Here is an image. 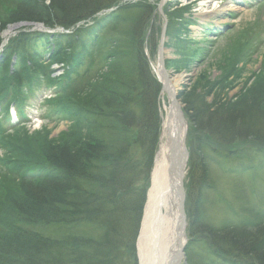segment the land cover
I'll return each mask as SVG.
<instances>
[{
	"label": "rangeland",
	"instance_id": "rangeland-1",
	"mask_svg": "<svg viewBox=\"0 0 264 264\" xmlns=\"http://www.w3.org/2000/svg\"><path fill=\"white\" fill-rule=\"evenodd\" d=\"M18 1L0 0V24L6 27L0 34V161L9 160L10 163V166L0 167V202H7L11 196L16 198L14 192L18 191L20 185L17 172L23 175L29 166L36 165L25 163V160L40 158L48 146L73 142L81 134L92 135L95 139L119 138L115 145L121 149L132 142L134 137L125 136L111 119H105V116L77 117L72 111H80V108L103 109L104 104L109 105L105 100L112 98V94L114 97L127 94L129 71L138 62V50H135L137 38L133 36V27L142 19V10L146 9L142 4H145L151 7L152 13L146 25L148 27L143 29L142 54L151 80L155 79L156 84L153 65L157 61V52H153L152 43L157 41V47L166 22L164 70L168 78L181 80L176 90V101L182 111L187 102L204 114L202 124L196 121L195 126L188 125L185 137L188 158L183 208L187 242L183 247L182 264H227L218 258L215 248L208 247L210 240L207 236L195 232V223L190 218L194 183L189 186V175L192 174L193 181L197 179L196 170L192 172L197 161L203 159L206 162L209 186L202 192L199 202L201 211L198 216L201 219L197 218L200 224L213 230L254 228L257 224H264V141L250 140L248 144L239 141L224 145L214 137L216 130L212 128L214 131H211L207 126L208 121L212 126L213 119L227 110H233L238 115L251 107L258 118L247 125L251 127L250 130L264 133V0H165L163 17L156 1L121 0L93 19L69 29L57 26L47 29L42 23L8 21L9 10ZM230 4H234L235 9L228 10ZM100 18L99 21L104 22L101 25L98 23ZM13 26L14 29L9 32ZM45 29L65 33L59 32L60 36L56 39L43 33ZM20 33L30 39L12 50L9 43ZM65 50L68 58L58 64ZM26 55L33 58L32 64L25 60ZM12 73L21 75L22 84L12 81ZM65 73L69 76L66 74L68 77H65ZM51 79L54 83H51ZM157 83L160 92L162 85ZM109 89L112 92L103 94ZM160 94L158 102H155L158 134L163 105ZM51 100H54L52 104L47 103ZM164 102L169 105L166 96ZM56 106L59 111L54 113ZM15 113L17 120L13 122L11 119ZM17 121L18 124H14ZM204 128H207L206 131L201 130ZM159 137L160 134L148 164L145 159H139L142 152L132 145L136 155L133 163L140 167L147 166L145 175L139 177L135 187H142L146 178L147 191L149 189ZM231 148L233 155L228 156L227 151ZM80 186L86 192H104L99 191L92 181H81ZM2 212L0 208V218L3 217L0 228L11 222L7 218L8 213ZM36 230L59 241L74 236L98 240L101 234L96 225L86 222ZM125 258L126 262L127 253ZM234 258L238 259L234 260V264H254L247 258Z\"/></svg>",
	"mask_w": 264,
	"mask_h": 264
},
{
	"label": "trees",
	"instance_id": "trees-1",
	"mask_svg": "<svg viewBox=\"0 0 264 264\" xmlns=\"http://www.w3.org/2000/svg\"><path fill=\"white\" fill-rule=\"evenodd\" d=\"M120 1L19 0V3L9 10L7 20L42 23L47 29L54 26L69 29L78 23L93 19L99 13L107 11V7ZM153 1L158 3L159 0ZM142 7L146 8L142 10V19L133 27V36L137 38L135 50H138V62L132 65L129 71L127 94L115 97L112 94V98L105 100L109 105L104 104L103 109L80 108V111H72L77 117L105 116V119H111L125 136L134 137L132 142L126 143L121 149L115 145L119 138L95 139L92 135L88 137L87 134H81L79 138L73 137L76 138L73 142L48 146L37 161L26 159L25 163L36 165L29 166L23 172L24 176L17 172L20 177V190L14 192L16 198L11 196L7 202H0L3 203L0 205L4 211L2 213H8L7 218L11 221L7 222L4 228H0V264H138L135 240L147 192L146 178L142 187L135 185L139 177L145 175L147 166L140 167L133 163L136 156L133 146L142 152L139 159H145L147 164L151 162L159 135L155 102H158L160 94L159 85L157 81L154 83L155 79L151 80L142 54L143 29L148 27L146 25L152 13L150 6L142 4ZM98 23L101 25L104 22ZM5 28L4 24H0V34ZM59 34L53 36L56 38ZM27 39L30 38L24 33L16 35L9 43L12 46L10 48L14 50L18 45L26 44ZM156 44L157 41L152 43L154 53L157 50ZM66 51L62 52L58 64L67 60ZM25 58L33 63V58L28 55ZM66 74L68 73H65V77H68ZM11 77L13 82L22 84L21 75L12 73ZM50 81L54 83L52 79ZM110 90L112 89L104 91L103 94L112 92ZM48 102L52 104L54 100ZM190 106L186 102L183 110L190 127L195 126L196 121L202 124L204 114L201 109ZM248 109L238 112V115L233 110H227L213 119L212 126L206 121L208 129H215L217 133L214 137L224 145L239 141L248 144L250 140L262 143L264 133L250 130L251 127L247 125L254 123L258 118L253 112L254 109ZM206 110L208 111L207 108ZM56 111H59L57 106L54 113ZM102 112L103 115L99 114ZM232 150L231 148L227 151L228 156L233 155ZM9 164V160L0 161L1 168L10 166ZM195 167L192 172L196 170L198 177L193 181L190 174L189 186L194 183L195 195L194 199L192 198L190 218L192 217L195 223L196 234L203 233L207 236L210 240L208 247L217 250L218 258L222 262L234 264V260H238L234 258L236 256L252 260L254 264H264V224H257L254 228L232 227L221 230H213L200 224L199 202L202 192L209 185L206 180V162L200 159ZM81 181H92L99 191L104 192H86L80 186ZM83 222L96 225L101 233L100 239L74 236L59 241L36 230L40 227L70 226L72 223ZM126 253L128 258L125 262Z\"/></svg>",
	"mask_w": 264,
	"mask_h": 264
},
{
	"label": "bare ground",
	"instance_id": "bare-ground-1",
	"mask_svg": "<svg viewBox=\"0 0 264 264\" xmlns=\"http://www.w3.org/2000/svg\"><path fill=\"white\" fill-rule=\"evenodd\" d=\"M227 9H235L234 4L228 5ZM13 29L14 26L10 27L9 32ZM5 36L9 37L8 34ZM1 46L5 48L3 44ZM156 60L153 71L162 85L161 128L137 239L138 261L140 264H182L180 250L186 244L187 234L183 208L186 199L183 185L186 178L187 152L184 155L182 151L185 122H182L180 108L173 102L181 80L168 78L160 70L158 56ZM165 96L168 106L164 102ZM180 155L181 159L185 156L183 161H179Z\"/></svg>",
	"mask_w": 264,
	"mask_h": 264
},
{
	"label": "water",
	"instance_id": "water-1",
	"mask_svg": "<svg viewBox=\"0 0 264 264\" xmlns=\"http://www.w3.org/2000/svg\"><path fill=\"white\" fill-rule=\"evenodd\" d=\"M164 1L165 0H160V2H159V4H158V10H159V12H160V14L163 16V14H162V5H163V3H164ZM165 25V24H164ZM41 28H43V27H41ZM41 28H40V30H41ZM37 29V28H36ZM164 33H165V27L162 29V31H161V34H160V41H159V45H158V49H159V51H158V60H159V65H160V70L161 71H163L164 73H165V70H164V59H163V57H162V51H163V42H164ZM166 74V73H165ZM173 102H176L175 101V96H173ZM185 137H184V139H183V142H182V144H183V149H182V151H183V153H184V155H186L185 154V152H186V147H185ZM183 155V158L181 159V155L179 156V161H183V159H184V156ZM188 155V154H187ZM181 251V253H180V256H181V259H184V252H183V248L180 250Z\"/></svg>",
	"mask_w": 264,
	"mask_h": 264
}]
</instances>
